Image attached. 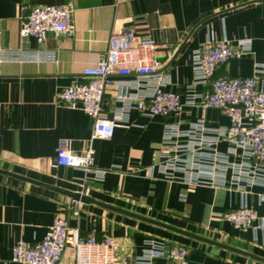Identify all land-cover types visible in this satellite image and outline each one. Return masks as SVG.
Instances as JSON below:
<instances>
[{"label": "crops", "instance_id": "0c3cea01", "mask_svg": "<svg viewBox=\"0 0 264 264\" xmlns=\"http://www.w3.org/2000/svg\"><path fill=\"white\" fill-rule=\"evenodd\" d=\"M63 3L73 6L74 36L49 34L39 43L20 35L27 8ZM115 22L157 43V57L170 78L166 89L179 93L183 104L166 116H146L132 108L111 137L90 140L92 119L59 102L56 93L97 62ZM211 37L231 43L251 40L250 52L218 67L215 78L251 75L264 58V0H126L118 6L115 0H0V46L39 51L43 58L0 61V264H16L10 261L13 245L41 240L57 214L65 215L81 237L113 236L124 258L139 255L152 238L165 248L185 246L195 264H264V231L255 227L257 222L243 230L213 216L241 204L264 215V186L243 193L230 184L188 186L145 174L161 149L166 123L184 129L200 118L209 127L229 122L219 109L202 112L184 104L189 90L209 89L192 85L191 54ZM121 79L137 81L134 76ZM258 86L264 87L262 78ZM115 92L114 85L106 86L103 110L108 118L121 105L113 98ZM63 138L73 152L93 148V169L106 170L102 180L56 163L55 148ZM226 148V142L218 144L219 150ZM72 193L90 200H77ZM76 207L79 213L73 216ZM74 261V250L67 246L59 264ZM162 262L156 258L153 264Z\"/></svg>", "mask_w": 264, "mask_h": 264}, {"label": "built area", "instance_id": "2783aa9c", "mask_svg": "<svg viewBox=\"0 0 264 264\" xmlns=\"http://www.w3.org/2000/svg\"><path fill=\"white\" fill-rule=\"evenodd\" d=\"M126 0H115V6ZM71 3L35 5L27 8L20 22L19 33L43 43L49 34L75 35ZM157 43L149 36H140L133 28L114 23L106 50L97 62L85 67L80 78L59 89L56 98L71 109H80L92 119L90 140L109 138L117 125L127 122L132 108L146 116H166L182 104L181 95L166 89L170 82L163 62L157 57ZM251 40L244 38L231 43L226 38L211 37L191 54L192 85L205 84L202 92L189 90L184 104L202 112L208 108L221 110L228 124L209 127L200 118L187 128L166 123L161 134V149L155 160L146 167L145 174L155 173L168 180H178L188 186H236L241 192L254 186H264V58L253 66L247 76L213 77L214 71L229 60L250 52ZM51 55V54H50ZM11 59L30 61L43 59L41 53H28L21 49H4L0 46V61ZM134 76L137 81L121 79ZM114 85V100L121 105L116 115L108 118L103 110L107 85ZM191 85V86H192ZM139 89L142 92H131ZM226 142L225 151L218 149ZM68 139H60L55 148V161L92 174V179L102 180L106 170L93 169V148L88 145L82 152H73ZM264 202V191L260 193ZM79 208L72 210L77 216ZM216 218L228 221L235 228L247 230L254 222L264 231V215L254 208L241 204L226 212H213ZM74 250V264H153L163 258L162 264H195L188 259V249L182 245L165 248L162 241L149 238L142 252L133 258L119 254L120 244L111 235L97 239L93 233L81 237L78 228H70L65 215L57 214L41 240L17 241L11 249L10 261L16 264H59L64 250ZM206 264V263H200Z\"/></svg>", "mask_w": 264, "mask_h": 264}, {"label": "water", "instance_id": "95a60500", "mask_svg": "<svg viewBox=\"0 0 264 264\" xmlns=\"http://www.w3.org/2000/svg\"><path fill=\"white\" fill-rule=\"evenodd\" d=\"M71 195L74 196V198H76L77 200H81L83 202H88L90 200L88 196L83 195V194L72 193Z\"/></svg>", "mask_w": 264, "mask_h": 264}, {"label": "trees", "instance_id": "16d2710c", "mask_svg": "<svg viewBox=\"0 0 264 264\" xmlns=\"http://www.w3.org/2000/svg\"><path fill=\"white\" fill-rule=\"evenodd\" d=\"M214 77V76H213ZM215 78V77H214Z\"/></svg>", "mask_w": 264, "mask_h": 264}]
</instances>
